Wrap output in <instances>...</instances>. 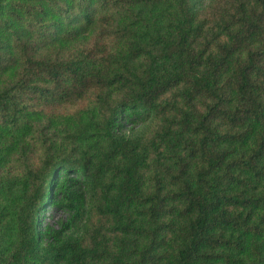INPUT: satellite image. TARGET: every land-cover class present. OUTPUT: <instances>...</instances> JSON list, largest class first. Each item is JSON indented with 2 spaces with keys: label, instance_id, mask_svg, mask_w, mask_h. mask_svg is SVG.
<instances>
[{
  "label": "trees",
  "instance_id": "1",
  "mask_svg": "<svg viewBox=\"0 0 264 264\" xmlns=\"http://www.w3.org/2000/svg\"><path fill=\"white\" fill-rule=\"evenodd\" d=\"M230 5L0 0V264H264V0Z\"/></svg>",
  "mask_w": 264,
  "mask_h": 264
},
{
  "label": "rangeland",
  "instance_id": "2",
  "mask_svg": "<svg viewBox=\"0 0 264 264\" xmlns=\"http://www.w3.org/2000/svg\"><path fill=\"white\" fill-rule=\"evenodd\" d=\"M203 7L201 10L202 20L206 18L207 25L212 24L218 16L227 12L234 11V8L230 5V3L236 4V0H202ZM201 20V21H202ZM94 96H88L85 99L77 102V103H57L51 104L45 101H40L37 103L39 109L44 110L47 113H59V114H69L77 111L78 109L87 108L94 102ZM155 121H150L145 128V130L153 129ZM141 129L143 128L140 127ZM153 155H155L153 153ZM31 160L37 159V154L30 153ZM66 212L61 208H56L53 206H47L42 213V224H48L53 227H58L59 222L61 220L66 219ZM88 225L87 230L85 232V240L84 243L86 245L91 244V235L97 236L101 234L110 235L113 239V235L110 234V225L111 221L108 216H104L101 212H95L91 214V217L85 223Z\"/></svg>",
  "mask_w": 264,
  "mask_h": 264
}]
</instances>
